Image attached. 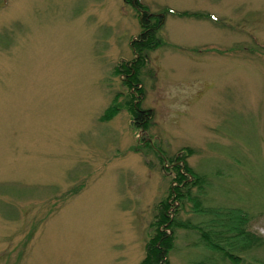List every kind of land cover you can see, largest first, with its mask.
<instances>
[{
	"label": "rangeland",
	"instance_id": "374dc122",
	"mask_svg": "<svg viewBox=\"0 0 264 264\" xmlns=\"http://www.w3.org/2000/svg\"><path fill=\"white\" fill-rule=\"evenodd\" d=\"M130 1L0 0V264H141L167 200L208 228L171 194L183 154L206 179L203 206L226 211V248L264 264V241L238 251L233 227L241 209L264 240V0H142L169 43L142 68L148 130L116 71L142 30ZM202 238L176 228L171 264L222 260Z\"/></svg>",
	"mask_w": 264,
	"mask_h": 264
},
{
	"label": "trees",
	"instance_id": "16d2710c",
	"mask_svg": "<svg viewBox=\"0 0 264 264\" xmlns=\"http://www.w3.org/2000/svg\"><path fill=\"white\" fill-rule=\"evenodd\" d=\"M133 2L132 0L130 1ZM134 7L136 9H144L143 13H141L140 17V24L142 27L141 32L138 35V38L133 41V53L135 55L134 59L131 62L127 63H120L119 66L116 68V71L122 75L123 82L129 86V97L126 98L124 101L125 104L130 105V111L133 119V125L136 128H140L143 130H148L150 125L152 124L153 112L151 109L142 108V103L144 100V89L141 86L142 80V68L147 65V60L149 58L150 52L154 51L156 48L161 46H169V43L158 35L160 29L162 28V17L158 16L156 13L148 14L146 7L143 6L142 0H134ZM173 12V11H171ZM181 15V13H177ZM184 14L186 15H193V12L185 11ZM207 15L209 18L213 20L220 21L218 17H215L213 14L208 12L201 11L196 15ZM135 98H137L136 101ZM115 114V110H106L101 116L103 119H110L111 116ZM150 148V142L147 144ZM153 150V148H152ZM185 155V154H183ZM179 155L176 156L174 161H176V185L173 186L171 189V194H176L174 201L179 199V196L186 197L187 201H192L194 207L199 210V213L202 216H206L207 218L210 217L209 227L205 228L201 225L193 224L188 220H182L179 217H176L177 212L176 210L173 212L174 216H169L166 213H169V210L172 203L168 200L165 202H161L159 205V214L160 218L157 221V227L154 233V239L151 240L146 244V255L144 259L141 261V264H171L169 259L170 251L173 249V239L175 235L176 228H183V229H197L202 235L201 243L203 246L210 248L211 250L217 252L223 258L220 259V256L216 257H203L199 260L190 261L187 264H226L227 261L229 264H238L241 262V257L232 252L230 249H227L224 242L229 237L231 230L226 228L223 224H218L216 220L220 219V214L224 211L216 210V208L207 207L206 205L203 206L201 195L204 192V185L206 183V179L204 176L196 173L193 171L188 163L184 162V156ZM160 159L161 156L158 155ZM183 159V164L179 166L180 159ZM180 167V169H179ZM182 168V171H181ZM190 173L193 176L192 182H187L186 177L183 173ZM191 179V178H190ZM189 179V181H190ZM194 184L196 186L195 193L191 192V186ZM186 185V187H185ZM176 203L180 205V201ZM182 207V204H181ZM179 207V208H181ZM226 213V211H225ZM236 219L234 222V229H236V233L244 236L247 239V243L245 249L242 250L243 246L237 247L238 251H247L251 248L258 247L263 243V238L261 236H256L250 231L246 230V225L250 219V216L243 213L241 209L235 208ZM167 223V227L169 232L166 231V228L163 230L161 226ZM205 249V248H204Z\"/></svg>",
	"mask_w": 264,
	"mask_h": 264
}]
</instances>
